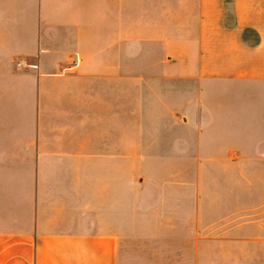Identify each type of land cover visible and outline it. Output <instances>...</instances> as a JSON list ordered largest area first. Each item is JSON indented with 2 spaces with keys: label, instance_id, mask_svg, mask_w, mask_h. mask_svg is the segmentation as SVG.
I'll use <instances>...</instances> for the list:
<instances>
[{
  "label": "crops",
  "instance_id": "1",
  "mask_svg": "<svg viewBox=\"0 0 264 264\" xmlns=\"http://www.w3.org/2000/svg\"><path fill=\"white\" fill-rule=\"evenodd\" d=\"M195 3L136 69L101 5L91 37L82 0H0V264H118L152 168L264 176V0Z\"/></svg>",
  "mask_w": 264,
  "mask_h": 264
},
{
  "label": "rangeland",
  "instance_id": "2",
  "mask_svg": "<svg viewBox=\"0 0 264 264\" xmlns=\"http://www.w3.org/2000/svg\"><path fill=\"white\" fill-rule=\"evenodd\" d=\"M82 1L91 37L96 5L102 6L107 25L113 16L120 63H126V40L135 39L136 69L142 66V38L188 37L195 24V0ZM158 43L150 40L152 48ZM135 79L142 75L136 72ZM141 90L136 87V99ZM126 98L119 88V99ZM199 163L203 166L150 169L136 189L130 230L119 234L118 264H264L261 169L223 167L214 160Z\"/></svg>",
  "mask_w": 264,
  "mask_h": 264
}]
</instances>
